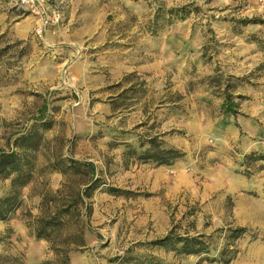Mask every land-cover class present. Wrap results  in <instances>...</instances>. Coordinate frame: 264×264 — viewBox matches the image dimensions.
<instances>
[{"label":"rangeland","instance_id":"1","mask_svg":"<svg viewBox=\"0 0 264 264\" xmlns=\"http://www.w3.org/2000/svg\"><path fill=\"white\" fill-rule=\"evenodd\" d=\"M11 2L4 4L3 11L12 10L20 15L22 25L29 22L34 25L24 35L23 29L12 27L10 17L0 20V150L10 149L15 135L30 126L38 108L47 103L56 111L59 105L54 102L63 97L57 94L69 92L63 84L66 69H61L68 63L57 65L64 60L58 53L61 45L45 43L46 29L76 22L82 32L93 31L96 38L103 36L96 48L119 51L137 46L143 34L151 35L160 29L159 62L161 74L164 67L163 74L168 76L166 84L170 83L167 93L177 102L175 128L182 126V111L193 114L190 146L185 151L187 163L181 167L195 181L192 188L183 187L171 197L160 198L159 209L168 218V228L176 233L208 236L210 261L200 264H221L218 254L227 242L224 229L245 223L250 225H246L247 231L234 242L238 253L229 264H264V169L246 177L239 165L246 153L243 148L248 145L264 154V26L240 23L243 18L264 19V0H43L42 13L16 8L12 5L14 0ZM181 6L190 12L184 22L176 19L167 26L168 20L157 18L151 24L152 16ZM44 20L47 23L39 30ZM15 30L23 37L15 36ZM86 43L71 44L72 58L86 53ZM148 46L144 40L139 45L143 51ZM55 73L58 79L52 80ZM226 92L235 112H223ZM195 111L202 114L197 116ZM54 120L52 126L56 125ZM228 126L234 128V146L224 143L225 137L230 136ZM55 130L56 127L41 134L35 151V170L24 189L26 197L23 194L10 225L4 228L0 225V264H10L4 256L20 254L27 264L29 251L36 260L39 255L43 260L52 259L54 255L48 250V243L35 239L25 225L30 220L25 212L29 210L38 216L42 197L60 190L56 194L60 204L88 182L87 174L69 170L64 174L62 187H50L48 166L63 153L68 131L64 123H60L57 137ZM122 175V171L111 166V171L98 174L100 188L127 189L131 184ZM248 181L254 184L252 188L246 187ZM8 186L9 179L1 178L0 193H5ZM144 200L138 196L120 201L104 198L99 211L105 217L103 223L95 224V220L89 221L86 216L83 223L70 220L65 232L75 231L83 224L85 234L88 229L85 221L93 227L90 243L82 250L70 252L71 262L119 264L115 258L133 244L161 235L164 230L151 221L142 226L144 231L135 221ZM133 250L143 252L137 247ZM154 255L174 264H194L198 260L196 255H178L167 250L156 251Z\"/></svg>","mask_w":264,"mask_h":264},{"label":"crops","instance_id":"2","mask_svg":"<svg viewBox=\"0 0 264 264\" xmlns=\"http://www.w3.org/2000/svg\"><path fill=\"white\" fill-rule=\"evenodd\" d=\"M11 1L0 0V15H3L0 20L3 21L10 17L9 23L11 22L12 27L23 29L24 35H26L34 23L29 22L22 25L23 19L20 18V15L14 14L12 10L3 11L4 4L8 5ZM157 18V16H152L151 24L154 25L158 21ZM181 21L184 22L185 19ZM175 22L176 19L168 21L167 26L173 25ZM75 23L72 24L68 21L55 26L52 30L50 27L44 32L45 43L55 42L61 45L58 53L64 56V60L57 62V65L68 63L67 66L64 65L65 68L61 66V69H66L63 84L69 92L57 94V96L63 95V97L56 98L54 103L59 105L56 111H52L51 105L47 103L43 105L46 109L45 114L53 115L51 119H55L56 124L47 130L48 132L56 127L54 135L57 137L60 123L67 125L68 131L65 135L63 153L58 156L57 160L73 158L80 162L92 163L95 173L87 170L89 178L99 177L98 174L111 171V166L122 171V176L127 178L125 182L131 185L129 187L127 185V189H120L130 191L131 194L110 193L107 189H101L99 184L89 199L91 212L89 216H86L87 219L95 220V224L103 223L105 217L100 215L99 211L102 210L101 201L104 198L120 201V198L143 197L145 204L143 203L139 208L140 213L135 221L143 231L145 228L143 229L142 226L150 221L158 229L164 230L161 235L154 236L147 241L161 238L167 234L169 228L168 218L159 209L160 198L171 197L174 191L183 187L192 188L195 180L191 174H188L186 168L181 167L187 163L185 151L190 146L191 137L189 135L192 133L193 114L182 111V126L175 128V104L177 102L169 97V92L167 93L170 83L166 84L168 76L163 74L164 67L161 74L159 62L157 39L160 29L151 32V35L143 34L137 46L125 47L123 51H119L117 48L108 50L96 48L103 36L96 38L93 31L82 32ZM14 33L15 36L23 37L16 30ZM143 40L149 43L145 51L139 47ZM85 41H87L86 49H88L86 53L72 58L71 44L80 45ZM155 45L156 48H154ZM41 64L42 61H40L39 67L42 66ZM166 69L168 68L166 67ZM55 70L57 72L59 67ZM54 78L58 79L56 73L52 75V80ZM171 90H175L174 82L171 84ZM181 95L183 96L185 93ZM182 99H185L184 96ZM195 114L199 116L202 113L195 111ZM228 128L230 136L225 137L224 143L234 146V128L231 126ZM177 129L181 132H176ZM154 136L158 137L157 142L160 143V148H177L184 153L183 157L170 165H156L151 160L141 159L140 156L144 152L155 150V147L148 142ZM251 147L248 145L243 148V153L255 151ZM65 172L67 171L62 169L49 172L51 188L62 187ZM246 185L249 188L254 186L249 181ZM25 187L23 188L24 196L26 195ZM134 187L138 189L132 190ZM38 199L39 197H37ZM0 225L4 228L10 225V222L0 221ZM246 225L250 224L245 223L240 227L246 228ZM87 227L84 238L86 244H89L90 229L93 230V227L91 224ZM150 233L156 234V231L153 233L150 231ZM139 250L154 255V252L166 249L155 247L152 249L139 248ZM26 255L27 264H39L43 260V256L40 255L36 260L30 251Z\"/></svg>","mask_w":264,"mask_h":264},{"label":"trees","instance_id":"3","mask_svg":"<svg viewBox=\"0 0 264 264\" xmlns=\"http://www.w3.org/2000/svg\"><path fill=\"white\" fill-rule=\"evenodd\" d=\"M24 13V11H22ZM185 6L169 8L160 12L157 16L166 20L179 19L183 20L189 15ZM167 17V18H166ZM241 24H259L264 26V19L261 18H243ZM223 112H235L234 104L230 95L226 92L224 96ZM45 106L37 109V114L30 126L16 134L12 140L10 149L0 150V179H9V186L5 193L0 195V221L7 223L11 220L23 201V188L29 184L35 170L34 158L35 151L38 148V140L41 134L52 127L51 116L45 114ZM158 137H151L148 142L151 143L155 150L144 152L140 156L143 160H151L156 165H170L183 157L184 153L177 148H160L157 142ZM260 161H262L260 163ZM259 163V164H257ZM243 167L242 173L250 177L254 172L264 169V154L251 151L243 155L239 163ZM50 171L53 170H75L78 173L87 174L86 171H94L95 167L90 162H80L73 158L67 160L58 159L48 166ZM99 178L92 176L89 178L73 196H68L62 203H58L56 194L57 190L50 197H42L41 213L33 216L29 210L25 212L27 220L25 225L31 234L37 240H44L48 243V250L52 252V259H44L39 264H74L70 260V252L82 250L86 246L84 238V225L72 232H65L64 228L70 221H79L83 223V217L89 216L91 204L89 199L92 197L96 188L99 187ZM107 191L110 193L131 194L130 191L122 190L113 186H108ZM85 221V226H88ZM227 242L220 249L218 260L221 264H229L237 255L238 249L234 242L240 238L247 229L245 227H230L224 229ZM7 232H11L7 228ZM1 242V238H0ZM208 236L203 233H185L178 234L173 228L169 229L167 234L161 238H156L147 242H137L119 255L115 260L119 264H174L165 261L155 255L147 252H135L133 248L138 249L163 247L167 251H174L180 255H196L198 260L194 264H200L208 260L209 253ZM4 259L10 264H25L24 255H7ZM216 260V259H214ZM213 260V261H214ZM210 261V259H209Z\"/></svg>","mask_w":264,"mask_h":264},{"label":"built area","instance_id":"4","mask_svg":"<svg viewBox=\"0 0 264 264\" xmlns=\"http://www.w3.org/2000/svg\"><path fill=\"white\" fill-rule=\"evenodd\" d=\"M42 1L43 0H14L12 5L19 9H27L32 13H38V12L42 13L43 10ZM46 23L47 20L42 21L40 28L38 29L40 30L43 25H46Z\"/></svg>","mask_w":264,"mask_h":264}]
</instances>
